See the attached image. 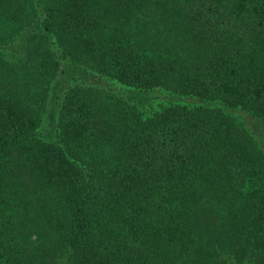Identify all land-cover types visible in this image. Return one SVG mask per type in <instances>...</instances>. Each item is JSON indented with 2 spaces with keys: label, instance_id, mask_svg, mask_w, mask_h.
Wrapping results in <instances>:
<instances>
[{
  "label": "trees",
  "instance_id": "1",
  "mask_svg": "<svg viewBox=\"0 0 264 264\" xmlns=\"http://www.w3.org/2000/svg\"><path fill=\"white\" fill-rule=\"evenodd\" d=\"M0 264H264V0H0Z\"/></svg>",
  "mask_w": 264,
  "mask_h": 264
},
{
  "label": "rangeland",
  "instance_id": "2",
  "mask_svg": "<svg viewBox=\"0 0 264 264\" xmlns=\"http://www.w3.org/2000/svg\"><path fill=\"white\" fill-rule=\"evenodd\" d=\"M67 83V80H66V78H64L63 77V79H61L59 82H58V86H59V88H60V86H64L65 84ZM105 87H111L112 85L109 83V82H107L106 80H103L102 82H101ZM114 90H116L117 88H116V86H113L112 87ZM120 91H121V93H125V91L121 88L120 89ZM149 95H151L150 97L152 98V95H155V96H153L154 98H150L151 100H149L147 103H149V105H150V103H152L153 102V104L155 103V102H158V101H160V99H164V98H162V97H164L163 96V93H161L159 90H154L152 93H149ZM156 97V98H155ZM148 105V106H149ZM52 108V107H51ZM53 120H54V114H53V112H52V110L51 111H49V108L46 110V112H45V114H44V118H43V120H42V123H41V126H40V132L42 133V135H44V136H49V135H51L52 134V131H53V127H54V124H53Z\"/></svg>",
  "mask_w": 264,
  "mask_h": 264
}]
</instances>
